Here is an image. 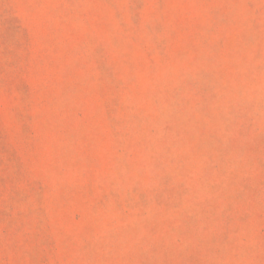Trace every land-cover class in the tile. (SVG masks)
Returning <instances> with one entry per match:
<instances>
[{"label":"rangeland","instance_id":"rangeland-1","mask_svg":"<svg viewBox=\"0 0 264 264\" xmlns=\"http://www.w3.org/2000/svg\"><path fill=\"white\" fill-rule=\"evenodd\" d=\"M0 264H264V0H0Z\"/></svg>","mask_w":264,"mask_h":264}]
</instances>
